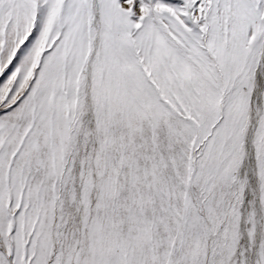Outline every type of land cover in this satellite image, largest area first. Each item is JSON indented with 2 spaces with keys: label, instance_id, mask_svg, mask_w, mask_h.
<instances>
[{
  "label": "snow or ice",
  "instance_id": "6c2138e0",
  "mask_svg": "<svg viewBox=\"0 0 264 264\" xmlns=\"http://www.w3.org/2000/svg\"><path fill=\"white\" fill-rule=\"evenodd\" d=\"M0 264H264V0H0Z\"/></svg>",
  "mask_w": 264,
  "mask_h": 264
}]
</instances>
